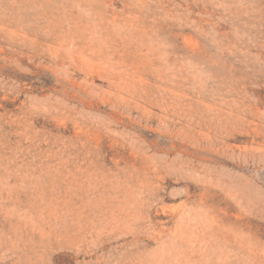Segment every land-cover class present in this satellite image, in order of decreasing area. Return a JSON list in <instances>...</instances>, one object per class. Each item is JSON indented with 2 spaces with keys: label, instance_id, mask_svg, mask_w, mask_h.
<instances>
[{
  "label": "rangeland",
  "instance_id": "1",
  "mask_svg": "<svg viewBox=\"0 0 264 264\" xmlns=\"http://www.w3.org/2000/svg\"><path fill=\"white\" fill-rule=\"evenodd\" d=\"M0 264H264V0H0Z\"/></svg>",
  "mask_w": 264,
  "mask_h": 264
}]
</instances>
